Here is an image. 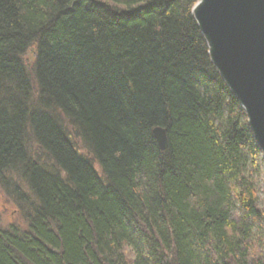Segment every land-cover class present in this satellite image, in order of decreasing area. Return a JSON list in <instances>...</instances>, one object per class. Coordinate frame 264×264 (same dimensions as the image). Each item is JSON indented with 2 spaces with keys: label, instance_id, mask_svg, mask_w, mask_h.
Here are the masks:
<instances>
[{
  "label": "trees",
  "instance_id": "obj_1",
  "mask_svg": "<svg viewBox=\"0 0 264 264\" xmlns=\"http://www.w3.org/2000/svg\"><path fill=\"white\" fill-rule=\"evenodd\" d=\"M198 1L0 0V264H264V160Z\"/></svg>",
  "mask_w": 264,
  "mask_h": 264
},
{
  "label": "water",
  "instance_id": "obj_2",
  "mask_svg": "<svg viewBox=\"0 0 264 264\" xmlns=\"http://www.w3.org/2000/svg\"><path fill=\"white\" fill-rule=\"evenodd\" d=\"M191 9L210 61L242 106L264 160V0H199ZM152 132L163 152L166 132Z\"/></svg>",
  "mask_w": 264,
  "mask_h": 264
},
{
  "label": "rangeland",
  "instance_id": "obj_3",
  "mask_svg": "<svg viewBox=\"0 0 264 264\" xmlns=\"http://www.w3.org/2000/svg\"><path fill=\"white\" fill-rule=\"evenodd\" d=\"M34 54L31 51L26 52L24 60L27 65L31 66L33 63ZM80 149V148H79ZM84 153L83 149H80ZM258 194L260 198L264 200V183L261 180L258 181ZM23 216L20 215L16 204L12 197L8 198L0 190V227L9 228L11 225H22Z\"/></svg>",
  "mask_w": 264,
  "mask_h": 264
}]
</instances>
